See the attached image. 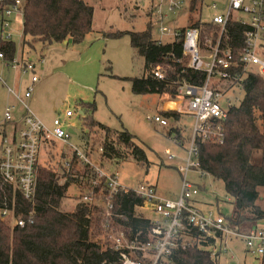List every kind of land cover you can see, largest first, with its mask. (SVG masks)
<instances>
[{"label": "trees", "instance_id": "obj_1", "mask_svg": "<svg viewBox=\"0 0 264 264\" xmlns=\"http://www.w3.org/2000/svg\"><path fill=\"white\" fill-rule=\"evenodd\" d=\"M13 1L0 2V15H4V8ZM22 1L24 41L32 38L42 41L46 46L58 41L78 43L93 30L94 7L85 0ZM199 2L203 3L202 0L190 2L191 19L187 27L200 29L201 47L206 50L215 46L220 26L192 17L198 10ZM159 21L160 18H150L143 30L117 31L107 36L117 38L129 34L134 51L144 58V75L126 78L131 82L135 94L154 93L176 98L182 85H201L207 74L188 66V58L183 52L187 27L178 28L174 40L163 42L155 39L152 34ZM226 29L227 38H223L221 49L229 48L234 52L233 60L237 64L230 71L242 72L240 50L243 48L246 26L230 20ZM206 39L211 42L204 45ZM0 52L6 61H14L16 43L11 37H5L2 31ZM29 64L31 62H27V66ZM156 67L164 72L163 78L153 74ZM223 105L228 113L220 122L221 140L198 141L200 164L203 172L223 182L230 196L232 212L230 215H222L229 227L243 233L264 220V78L254 73L242 75L229 91ZM78 106L85 114L91 111L88 116L85 115L88 130L99 125L105 131L102 157L115 162L122 160L124 153L119 145L124 150H131L130 154L136 159L146 161L145 150L133 134L128 131H112L93 119L96 107L94 102L80 101ZM165 115L174 119L179 117L175 110L166 111ZM5 135L8 136L3 129L2 137ZM177 135V139L182 138L180 133ZM2 156L3 151L1 159ZM77 160L74 157L71 164ZM41 164L36 192L32 198H26L18 187L0 174V264H120V250L108 235L105 236L108 243L92 237V228L102 229L101 222L93 217L94 211L99 208L80 203L71 211H63L61 204L70 179L60 183L56 171ZM86 167L90 172L89 166ZM199 187L201 191L205 190L204 185ZM144 203V199L134 191H119L113 200V223L110 224L105 218L107 225L113 229L122 227L130 241L139 244L147 242L153 226L152 218L137 214L138 207H143ZM4 210L9 211L8 215L12 219L23 218L25 224L13 225L9 217L2 218ZM193 234L200 239L193 240L192 245L184 249H176L166 264H219L218 256L204 248L213 244L215 239L200 237L202 233L197 229Z\"/></svg>", "mask_w": 264, "mask_h": 264}, {"label": "rangeland", "instance_id": "obj_2", "mask_svg": "<svg viewBox=\"0 0 264 264\" xmlns=\"http://www.w3.org/2000/svg\"><path fill=\"white\" fill-rule=\"evenodd\" d=\"M85 1L94 7L93 30L78 43L58 41L46 46L42 41L32 38L24 41L23 12L19 10L11 14V40L16 43V53L13 62L0 58V159L2 130L5 129L8 135L12 130L11 123L4 122L5 107L8 103H14L22 109L23 105L20 102L22 98L47 129H52L54 118L60 115L66 120L65 128L74 131L68 143L53 141L49 145L50 155L47 154L46 157L45 154L42 160L44 166L56 171L60 183L70 179V185L61 204L63 211H71L81 202L76 194L80 193V180L88 178L86 174L88 171L81 161L77 160L78 163L69 166L70 168L64 163L66 158L72 156L73 146L85 147L83 140L85 136L91 146L93 161L101 164L107 171L116 173L122 184L136 187L141 182H148L157 186L159 193L164 196L175 198L181 184V175L177 167L185 156V148L192 136L195 119L193 115L184 111L185 103L178 97L154 93L135 94L131 89V82L126 78L144 75V58L134 51L129 34L117 38L109 37L107 34L143 30L148 19L160 18L161 21L153 28V37L163 42L172 41L175 39V30L189 26L191 0H182L180 7L174 10H170L168 0L149 1L148 8L142 11L137 7L139 0ZM211 1L217 4L215 8L199 2L198 10L192 17L211 21L213 16L221 13L227 5V0ZM242 16L248 19L247 15ZM161 26L168 27L170 31L161 32ZM27 62L36 65L35 68H26ZM33 75H36L38 80L32 84ZM31 85L32 94L26 98L25 92ZM8 88L13 92H9ZM80 101L95 103L92 117L100 124L106 125L112 131H128L133 134L137 143L145 150L146 161L136 159L130 154L131 150H124L119 145L124 153L122 160L115 162L102 157L101 148L105 131L99 125L88 130L85 117L91 111L87 114L80 113L78 106ZM176 106L182 107V111H177L179 115L177 119L165 115L166 111H173ZM67 110H72L73 115L66 117ZM18 113V109L12 112L14 119L18 117ZM159 113L168 117V125L149 121V118ZM69 123L72 126H69ZM177 133L181 134V139H177ZM169 155H174L175 158L172 159ZM189 178L205 186V190L195 198L201 209L213 210L224 215L231 214L230 196L221 180L210 174L202 177L191 174ZM98 205L99 210L94 211L93 217L101 222L102 229L92 228L93 239L108 243L106 237L110 230L114 240L118 232L123 231L126 235L122 227L113 229L107 225L105 220L107 211L103 204ZM137 214L157 218L145 205L138 207ZM9 219L12 217L9 216ZM10 221L15 225L17 220L13 218ZM256 227H264V220L259 221ZM183 239L189 240L187 236ZM193 242L192 240L189 245ZM228 244V248H225L228 249L226 254L223 253L224 247L221 251L218 246L213 248L219 264H243L244 261L247 264H254L252 255L245 254L244 245L240 240L230 241ZM204 248L209 250L207 247ZM135 257L141 259L139 255Z\"/></svg>", "mask_w": 264, "mask_h": 264}, {"label": "built area", "instance_id": "obj_3", "mask_svg": "<svg viewBox=\"0 0 264 264\" xmlns=\"http://www.w3.org/2000/svg\"><path fill=\"white\" fill-rule=\"evenodd\" d=\"M168 1L170 10L179 8L182 3V0ZM202 1L209 7L217 6L211 0ZM22 6V0H14L4 8V15H0V30L5 37L10 38L12 35L11 14L21 10ZM242 15H247L248 19H244ZM230 20L239 21L246 26L243 48L240 50L243 63L242 72L230 71L237 64L233 60L234 52L229 48L221 49L223 38H227L226 27ZM210 22L220 26L219 38L215 46L206 50L202 49L200 29L196 27H187L183 39V52L188 58V66L205 71L207 76L201 85H182L177 94V97L185 103L184 111L193 115L195 122L192 136L185 148V156L178 165L181 184L175 198L161 195L157 187L148 182H141L136 187L122 184L116 173L107 171L101 164L93 161L91 146L84 137L85 147L73 146L72 156L65 159L64 164L68 165V168L73 165L71 162L74 157L81 161L86 169V165L89 166L91 171L87 170L88 178L80 180V193L76 196L81 200L80 203L95 206H99V203L103 204L109 223L115 216L113 200L119 191H134L144 199L145 207L150 208L157 216L152 219L150 240L147 242L139 244L136 241H130L123 231L118 232L114 240L113 234L108 233L110 241L120 250V264H166L168 257L176 249L180 247L184 249L191 244L192 240L200 239L193 234L195 229L202 233L200 237L215 239L214 243L208 246L212 253L213 248L218 246L219 251L224 247L223 253L226 254L228 249L225 248H228V242L240 240L244 245L245 254L252 255L254 264H264V227H255L243 233L238 232L226 224L224 215L213 210L201 209L195 200L201 192L200 184L189 178L191 174L199 177L206 174L201 169L198 141L221 138L220 122L226 118L228 113L223 101L229 91L234 88L236 81L246 73H254L264 78V0H227L223 11L214 15ZM160 30L161 32L170 31L166 26H161ZM209 42L211 41L206 39L204 45ZM0 58H3L1 52ZM13 67L16 66L13 65ZM26 68L34 69L35 65L29 64ZM152 72L157 77H164V72L160 67L154 68ZM37 80V76L33 75L32 84ZM8 91L13 92L11 88H8ZM32 91L31 85L25 92V97L29 98ZM20 102L23 105L22 109L14 103H8L5 107L4 122L11 123L12 131L1 139L3 156L0 161V174L6 181L18 187L26 198H32L36 192L37 174L43 156L50 155L49 145L53 141L68 143L74 131L70 132L65 128L66 120L60 115L54 118L52 129H47L31 111L29 104L25 103L22 98ZM15 109L19 111L16 119L12 114ZM174 110L182 111V107L176 106ZM72 115V110H67L65 113L66 117ZM168 120V117L160 113L149 118L150 122H158L164 126L168 125ZM179 144L182 145L180 142ZM169 157L175 158L174 155H169ZM8 212V210L2 211V218H8L10 216ZM14 219L17 220L15 225L25 224L23 218L15 217ZM185 236L189 240L183 239ZM137 255L141 259L136 258ZM213 255L217 256L216 253ZM243 264L247 263L244 261Z\"/></svg>", "mask_w": 264, "mask_h": 264}, {"label": "crops", "instance_id": "obj_4", "mask_svg": "<svg viewBox=\"0 0 264 264\" xmlns=\"http://www.w3.org/2000/svg\"><path fill=\"white\" fill-rule=\"evenodd\" d=\"M149 1H154V0H139L138 3H137V5H138V6H137V7H138V10H139V11H140V10L142 11V9L145 10L146 8H148V6H149ZM148 21H149V19H148ZM67 43H68V41H67ZM166 103H167V102H166ZM166 103H165V105H167ZM79 109H80V108H79ZM165 110H166V108H165ZM81 111H83V110L80 109V112H81ZM83 114H84V111H83ZM69 124H70V123H69ZM70 125H71V124H70ZM70 125H69V126H70ZM71 126H72V125H71ZM72 130H73V129H72ZM1 138H2V136H1ZM160 194H161V193H160ZM161 195H163V194H161Z\"/></svg>", "mask_w": 264, "mask_h": 264}, {"label": "water", "instance_id": "obj_5", "mask_svg": "<svg viewBox=\"0 0 264 264\" xmlns=\"http://www.w3.org/2000/svg\"><path fill=\"white\" fill-rule=\"evenodd\" d=\"M66 42H67V41H66ZM80 113H83V111H81ZM69 131H70V132H73V130H72V129H69Z\"/></svg>", "mask_w": 264, "mask_h": 264}]
</instances>
